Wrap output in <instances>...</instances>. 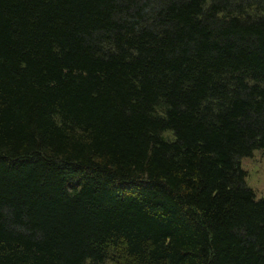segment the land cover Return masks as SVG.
Listing matches in <instances>:
<instances>
[{"label": "trees", "instance_id": "trees-1", "mask_svg": "<svg viewBox=\"0 0 264 264\" xmlns=\"http://www.w3.org/2000/svg\"><path fill=\"white\" fill-rule=\"evenodd\" d=\"M264 0H0V264H264Z\"/></svg>", "mask_w": 264, "mask_h": 264}, {"label": "rangeland", "instance_id": "rangeland-1", "mask_svg": "<svg viewBox=\"0 0 264 264\" xmlns=\"http://www.w3.org/2000/svg\"><path fill=\"white\" fill-rule=\"evenodd\" d=\"M241 165L246 171V184L254 190L256 196H264V149L255 150L253 155L243 157Z\"/></svg>", "mask_w": 264, "mask_h": 264}]
</instances>
